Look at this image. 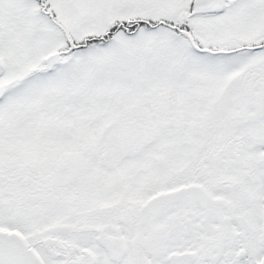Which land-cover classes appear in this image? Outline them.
I'll return each mask as SVG.
<instances>
[{
  "label": "snow or ice",
  "instance_id": "snow-or-ice-1",
  "mask_svg": "<svg viewBox=\"0 0 264 264\" xmlns=\"http://www.w3.org/2000/svg\"><path fill=\"white\" fill-rule=\"evenodd\" d=\"M0 264H264V0H0Z\"/></svg>",
  "mask_w": 264,
  "mask_h": 264
}]
</instances>
